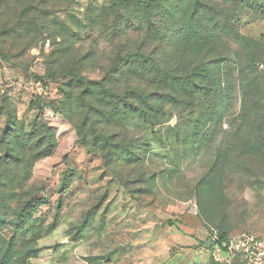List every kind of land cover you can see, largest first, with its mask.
Segmentation results:
<instances>
[{
	"label": "rangeland",
	"instance_id": "1",
	"mask_svg": "<svg viewBox=\"0 0 264 264\" xmlns=\"http://www.w3.org/2000/svg\"><path fill=\"white\" fill-rule=\"evenodd\" d=\"M0 147L28 264H224L215 236L264 239V0H0Z\"/></svg>",
	"mask_w": 264,
	"mask_h": 264
},
{
	"label": "trees",
	"instance_id": "2",
	"mask_svg": "<svg viewBox=\"0 0 264 264\" xmlns=\"http://www.w3.org/2000/svg\"><path fill=\"white\" fill-rule=\"evenodd\" d=\"M135 2H138L142 5H151V4H155L160 0H132ZM256 69V68H255ZM253 68V74L257 73L256 70ZM166 81L169 83V85L171 87H173V90L175 91L176 94L180 95L181 94V90L180 92L178 91V89H180V87L182 88H187L189 87V89L193 86L196 85L195 81L193 80L192 77L189 78H185L184 82L181 81L180 77H176V76H170L168 79H165V83ZM168 95L170 97H174L175 95H173L172 93H165L164 98H169ZM136 103L141 104L142 107L143 105H145L146 103H148V99L144 98V99H138L136 100ZM165 104H172L170 100L164 101ZM139 114L140 116H144V111L143 109L139 110ZM90 116V115H89ZM141 118V117H140ZM94 119V118H93ZM91 119V120H93ZM7 134L3 136L4 140H3V145H7V146H11L12 144L9 141V134H8V130L6 131ZM94 136H99L102 138V140L106 143L109 144V140L107 138L106 135H101L100 133H98L97 129L94 128V130L92 131ZM41 133V137L38 139V143L35 144V147L30 148L27 144H25L22 149L24 151L29 152V157L28 159H30L33 163H36L40 160L52 157L57 149V143H56V139L54 136H52L50 134V132H48L47 130L42 129L40 131ZM50 137L49 143L48 140L46 139V137ZM32 139L33 137L28 136L27 138V142L28 143H32ZM2 148V147H0ZM14 150L11 148V151ZM10 151V153H11ZM23 162V161H22ZM23 166L25 167V175L29 174V177H25V179L23 180V183L21 185H10V183L13 184V177L12 175L10 177L4 178L1 175V168H0V224H3L2 216L3 213L1 211H6L5 213L8 214V212L13 211L12 208H10L9 206L6 205V202L3 200L6 192H9V198L13 199V202L15 203V212L12 213L11 217L12 218H16L18 216V218H20V221L23 223V219L24 221H26V219L24 218L25 215L27 216H32L33 214V207L35 204V197L32 196L31 199V193L27 190L26 185L28 184V181L31 179V175H30V166H28V161H24ZM3 165V164H2ZM4 166H7L6 163H4ZM9 173V172H8ZM3 181H6L5 184L7 185H3ZM4 213V214H5ZM23 217V218H22ZM29 221L25 222L23 224V228H26V226H28ZM2 229L0 227V264H28L29 260L33 257V255H31L34 251H29L27 255V257H22L21 259L18 258V254L15 251V247H14V242L13 240H6L5 237L1 234ZM229 241V236L227 233H220L219 235L215 236L213 239V245L212 247L215 250H218L219 252H221L223 255L225 253V245L228 243ZM233 263L236 264H242L240 262V260H236ZM219 264V263H216ZM227 264V263H224Z\"/></svg>",
	"mask_w": 264,
	"mask_h": 264
},
{
	"label": "built area",
	"instance_id": "3",
	"mask_svg": "<svg viewBox=\"0 0 264 264\" xmlns=\"http://www.w3.org/2000/svg\"><path fill=\"white\" fill-rule=\"evenodd\" d=\"M225 263L240 260L242 264H264V239L256 234L247 233L225 245Z\"/></svg>",
	"mask_w": 264,
	"mask_h": 264
}]
</instances>
